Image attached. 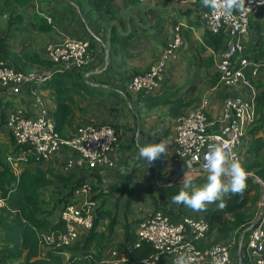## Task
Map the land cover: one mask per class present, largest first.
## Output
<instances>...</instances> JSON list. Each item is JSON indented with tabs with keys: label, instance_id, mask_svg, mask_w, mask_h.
<instances>
[{
	"label": "crops",
	"instance_id": "obj_1",
	"mask_svg": "<svg viewBox=\"0 0 264 264\" xmlns=\"http://www.w3.org/2000/svg\"><path fill=\"white\" fill-rule=\"evenodd\" d=\"M97 2L99 7L96 6ZM207 11L209 9L201 6V0H31L24 11L18 10L24 13L20 28L9 25L8 15H0V37L7 38L8 61L17 62L18 68L25 72H53L54 68L32 61L35 58L48 59L49 43L61 42L66 38L84 39L90 43V59L82 71L88 83L103 90L95 95L77 98L74 106L76 112L72 115L69 129L74 132L75 127L83 123L112 124L119 136L116 147L110 153L114 166H97V172L91 175L90 181L94 184L100 182V189L84 194L78 200L82 203L93 198L94 194L108 193L113 185L118 187L106 195L105 200H102V196L93 198L98 205L103 203L104 209L110 210L117 221L113 239L103 250L104 260L112 258L114 251L123 252L121 246H118L124 237L123 223L141 218L153 209L144 187L158 183L180 185L187 167L194 185H202L207 177L206 171L197 166L191 167L186 158L175 159L174 138L178 118L170 114V104L147 108L139 100L138 94L129 89L132 76L163 60L166 65V81L158 91H166L172 93L174 98L183 99L187 103L181 107L183 114L203 108L212 122L223 113L226 97L240 95L255 100L257 92L264 91V61H258L262 65L257 75L252 73L251 68L246 69L251 73L250 78L246 77L251 86L240 83L229 87L221 79L217 64L225 46L222 44L215 49L207 42L209 29L203 17V13ZM37 15L45 19L48 15L54 18L52 24L48 22L52 30L39 31V24L35 23ZM252 22L250 31L245 36L248 47H252L262 35L264 37V7L255 12ZM255 25L261 27L262 35L257 32ZM177 28L183 43L164 58ZM56 66L61 69L59 65ZM36 85L39 87V83ZM37 95L48 109H55L56 103L51 89H40L31 85L18 94L6 88L0 89V100L9 101L12 107L24 108L31 117L38 115L39 106L35 105ZM259 117L260 114L257 120ZM260 133L264 134V131ZM3 135L2 141L7 138ZM250 137L249 133L245 135V143L241 147L243 159L245 158L243 161L251 157L246 152ZM162 139L168 142V153L162 154L165 160L164 168L160 171L156 161L149 165L147 161L137 157L139 146L159 143ZM74 155L70 148L63 147L44 161L43 165L53 166L64 173L81 172L79 169H65L67 160ZM20 157L23 163L25 154L22 153ZM126 181L129 183L126 184ZM75 197L78 198L76 195ZM262 200L263 190L258 202L259 208ZM183 209L186 216L200 213L185 205ZM57 213L59 217L60 208ZM249 213L253 222L260 215L256 207H252ZM108 222L107 218L101 220V227L106 228ZM44 236L49 244L58 240L54 233H44ZM244 237L243 233L238 237L234 234L229 239L236 243V256L239 261L242 251L247 255L248 237L246 240ZM65 257H68L67 253ZM160 260L161 264H173L174 256L162 254ZM232 261L230 264H234Z\"/></svg>",
	"mask_w": 264,
	"mask_h": 264
},
{
	"label": "trees",
	"instance_id": "obj_2",
	"mask_svg": "<svg viewBox=\"0 0 264 264\" xmlns=\"http://www.w3.org/2000/svg\"><path fill=\"white\" fill-rule=\"evenodd\" d=\"M90 1L92 2V0ZM30 2L31 0H0V15H8L9 25H17L20 28L24 13L18 12V10L24 11ZM96 6L99 7L98 2ZM35 23L39 24V31L52 30L50 25L52 23L49 24L47 18L40 15L35 18ZM252 24L251 18L250 25L252 26ZM255 28L262 35L261 27L255 25ZM225 39L226 36L223 33L208 31L207 42L215 49L221 47L222 44L225 46ZM8 46L7 38L0 37V57L8 64L18 68L17 62L8 61ZM247 47L245 50L247 56L257 61H264L263 35L252 47ZM32 61L54 68V70L45 80L29 84L22 91L31 85L40 89L53 90L56 106L54 110L49 109V116L54 120L56 130L63 137L69 138L76 131L71 132L69 126H71L72 115L76 112L74 106L77 104V98L101 93L103 88L88 83L82 69H59L54 62L48 59L35 58ZM245 72L246 77L250 78L251 73L247 70ZM37 83H39V87L36 85ZM135 93L149 109L170 104V114L177 118L183 114L181 107L187 105L183 99L174 98L172 93L166 91L160 90L154 94ZM255 101L256 111L260 117L248 132L251 137L246 152L251 157L242 161V166L248 173L246 190L243 196L231 194L226 196V207L223 209H220L217 206L219 202H216L209 204L207 211L193 215L203 217L209 225L204 237L193 240L197 248L207 249L214 243L228 241L234 234L238 237L243 233L246 240L250 227L257 225L258 221L250 220L249 210L256 207L257 212L260 213L258 202L262 197L263 186L256 180L255 175L264 182V134L260 133V131H264V91L257 92ZM10 104L9 101L0 100V198L4 201V204L0 206V264H104L103 250L113 239L117 221L116 216L110 210L104 209L103 203L98 205L95 211L93 227L80 229L79 238L72 245L58 246L55 242L49 244L44 236V233H54L59 236L66 231V222L61 216L62 211L66 205L78 201L74 194L75 189L82 183L90 181L91 175L97 172V168H86L85 171L82 170L83 168H75L74 170L79 169L81 172L64 173L56 170L53 166H44L45 160L36 154L34 146L29 143H17L7 129L8 116L16 108ZM258 123L261 124L258 125ZM81 125H77L75 129ZM108 125L113 126L112 124ZM3 134L7 136L4 141L1 139ZM22 153L26 157L23 163L20 157ZM163 156L161 155L155 160L160 171L164 168L165 159ZM90 183L93 192L100 189V182L94 184L90 181ZM128 183L129 181H126V184ZM180 187L176 183L170 185L158 183L144 187V192L149 194L152 201L153 209L141 218L124 222L123 241L118 244L122 248L121 251H124L129 244L134 246L128 256L129 264L156 253L152 243L140 240L137 234L140 223L150 213L162 211L169 215L174 222H178L186 216L183 204L172 203V197L178 194ZM117 188L116 185H113L108 193L94 194L93 198L98 199L102 196V200H105L106 195ZM124 190L126 189L124 188ZM58 208L61 212L59 217ZM104 218L109 219L106 228L101 227V220ZM137 243L138 245H136ZM65 253L68 254L67 258ZM240 259L242 264H249L248 257L243 251ZM238 261L239 257L234 264H238ZM159 264H161V260Z\"/></svg>",
	"mask_w": 264,
	"mask_h": 264
},
{
	"label": "built area",
	"instance_id": "obj_3",
	"mask_svg": "<svg viewBox=\"0 0 264 264\" xmlns=\"http://www.w3.org/2000/svg\"><path fill=\"white\" fill-rule=\"evenodd\" d=\"M38 2V0H34ZM245 11L237 13L231 18L217 12L203 13L207 28L214 33H223L226 36L225 50L217 64L221 79L229 87L240 83L251 86L246 78L245 71L251 68L257 75L262 63L245 54V36L250 31L252 16L264 7V0H245ZM53 23L51 16L46 17ZM183 43L182 35L177 28L174 40L165 51L167 58ZM90 43L79 38H66L61 42L49 43L47 58L59 65L60 68L82 69L90 59ZM50 72L31 73L22 71L8 64L0 57V89L6 88L12 93H20L29 84L45 80ZM166 81V65L162 60L152 65L148 70L132 76L129 89L132 92L154 94L162 88ZM39 106L38 115L31 117L24 108L16 107L7 119V129L17 143H29L34 146L36 154L45 161L68 147L74 152V157L67 160L65 169L96 168L97 166H114L110 157L116 147L118 135L111 125L95 126L82 124L74 134L63 137L57 130L54 120L49 116V109L42 103L40 96L35 97V105ZM258 118L255 100L240 95L228 96L223 103V113L215 121H210L203 108H196L177 119L175 133V159H187L191 167H203L204 156L209 145L221 144L231 152L233 158L242 164L241 151L244 137ZM248 174V173H247ZM257 181L264 182L255 175ZM92 192V184L82 183L74 191L78 197ZM4 201L0 198V206ZM98 207L96 200L90 198L82 203H70L62 211V218L66 222V231L58 236V246L72 245L79 238L80 229H90L94 225L95 211ZM257 225L250 228L246 243V252L249 264L264 262V202L261 203ZM209 229L208 222L201 216H185L178 222L172 221L169 215L162 211L151 213L139 225L137 234L140 240H146L154 246L156 253L133 264H159L160 255L172 254L174 259L181 252L190 256L191 264H230L234 242L231 240L217 242L207 249L197 248L193 240L204 237ZM138 245V243L136 244ZM134 246L129 244L122 253L113 252L112 258L104 260V264L129 263V253ZM14 264V263H9Z\"/></svg>",
	"mask_w": 264,
	"mask_h": 264
},
{
	"label": "clouds",
	"instance_id": "obj_4",
	"mask_svg": "<svg viewBox=\"0 0 264 264\" xmlns=\"http://www.w3.org/2000/svg\"><path fill=\"white\" fill-rule=\"evenodd\" d=\"M201 6L209 9L211 14L221 13L227 18L245 11V0H201ZM168 153V142L162 139L159 143H146L138 147V159L147 161L149 165L162 154ZM204 169L207 172L206 182L194 185L190 170L183 173L178 194L172 197V203L183 204L195 212L207 211L209 204L218 203V207H226L225 197L229 194L243 196L247 187V173L238 159L233 158L226 146L209 145L204 156ZM191 257L181 252L173 264H191ZM264 264V262H261Z\"/></svg>",
	"mask_w": 264,
	"mask_h": 264
},
{
	"label": "rangeland",
	"instance_id": "obj_5",
	"mask_svg": "<svg viewBox=\"0 0 264 264\" xmlns=\"http://www.w3.org/2000/svg\"><path fill=\"white\" fill-rule=\"evenodd\" d=\"M37 68V67H36ZM29 72H31V73H38V71H29ZM261 123H258V125H260ZM253 127V125L251 126V127H249V129H248V131H247V133H246V135L248 134V132H249V130L251 129ZM264 202V200H262V202L261 203H263ZM233 251L235 252V254H234V252H232V262L233 263H236V261H237V257L238 256H236V254H237V248H236V243H234V248H233ZM239 262V261H238Z\"/></svg>",
	"mask_w": 264,
	"mask_h": 264
},
{
	"label": "water",
	"instance_id": "obj_6",
	"mask_svg": "<svg viewBox=\"0 0 264 264\" xmlns=\"http://www.w3.org/2000/svg\"><path fill=\"white\" fill-rule=\"evenodd\" d=\"M263 196H264V193H263ZM255 224V223H254ZM253 227V225L250 227V228H252ZM239 264H242V260L240 259V261H239Z\"/></svg>",
	"mask_w": 264,
	"mask_h": 264
}]
</instances>
